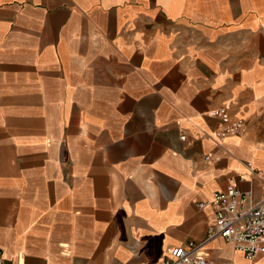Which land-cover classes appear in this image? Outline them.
I'll return each instance as SVG.
<instances>
[{
  "label": "crops",
  "instance_id": "1",
  "mask_svg": "<svg viewBox=\"0 0 264 264\" xmlns=\"http://www.w3.org/2000/svg\"><path fill=\"white\" fill-rule=\"evenodd\" d=\"M260 149L264 0H0L5 264H158L229 182L264 198Z\"/></svg>",
  "mask_w": 264,
  "mask_h": 264
},
{
  "label": "built area",
  "instance_id": "2",
  "mask_svg": "<svg viewBox=\"0 0 264 264\" xmlns=\"http://www.w3.org/2000/svg\"><path fill=\"white\" fill-rule=\"evenodd\" d=\"M207 114L221 119L224 108ZM219 129L218 139L244 132L241 119L223 123ZM183 138L180 137L181 140ZM247 166L250 173L259 176V171L251 169L250 163ZM205 207L211 208L212 219L204 238L168 249L158 264H210L203 247L214 238L229 243L248 261H253L258 255L264 256V198L254 202L250 191H239L234 182H229L222 191L214 192L209 202L198 204V208ZM0 264H5L1 256Z\"/></svg>",
  "mask_w": 264,
  "mask_h": 264
},
{
  "label": "rangeland",
  "instance_id": "3",
  "mask_svg": "<svg viewBox=\"0 0 264 264\" xmlns=\"http://www.w3.org/2000/svg\"><path fill=\"white\" fill-rule=\"evenodd\" d=\"M261 150V149H260ZM264 151V150H263ZM261 150L262 153H260L256 156V159L260 165L264 166V152Z\"/></svg>",
  "mask_w": 264,
  "mask_h": 264
},
{
  "label": "bare ground",
  "instance_id": "4",
  "mask_svg": "<svg viewBox=\"0 0 264 264\" xmlns=\"http://www.w3.org/2000/svg\"><path fill=\"white\" fill-rule=\"evenodd\" d=\"M259 175H261V171H259Z\"/></svg>",
  "mask_w": 264,
  "mask_h": 264
}]
</instances>
